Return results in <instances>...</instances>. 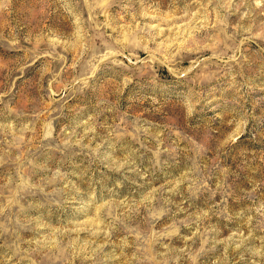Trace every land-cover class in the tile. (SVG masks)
I'll use <instances>...</instances> for the list:
<instances>
[{
	"label": "rangeland",
	"instance_id": "obj_1",
	"mask_svg": "<svg viewBox=\"0 0 264 264\" xmlns=\"http://www.w3.org/2000/svg\"><path fill=\"white\" fill-rule=\"evenodd\" d=\"M0 264H264V0H0Z\"/></svg>",
	"mask_w": 264,
	"mask_h": 264
}]
</instances>
